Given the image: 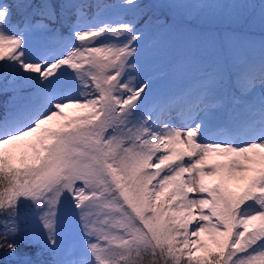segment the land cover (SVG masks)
<instances>
[{
  "label": "snow or ice",
  "instance_id": "snow-or-ice-1",
  "mask_svg": "<svg viewBox=\"0 0 264 264\" xmlns=\"http://www.w3.org/2000/svg\"><path fill=\"white\" fill-rule=\"evenodd\" d=\"M147 7L0 0V74L17 93L0 116V264H264V36L258 58L235 34L173 54L155 38L167 19L138 26ZM150 7L174 22L257 5ZM258 7L246 19L264 34ZM35 31L57 46L33 55Z\"/></svg>",
  "mask_w": 264,
  "mask_h": 264
},
{
  "label": "rangeland",
  "instance_id": "rangeland-1",
  "mask_svg": "<svg viewBox=\"0 0 264 264\" xmlns=\"http://www.w3.org/2000/svg\"><path fill=\"white\" fill-rule=\"evenodd\" d=\"M152 5H157L161 3H170L175 2V0H147ZM118 0L113 2L117 3ZM141 0H139V3ZM190 2H220V3H243V4H254L257 5L255 9H240L237 10L239 16L237 15H226L223 13H215V14H204L198 13L192 16H187L181 13L175 18L173 22L172 15L168 12V10L155 8L157 10H162L163 14H165L168 19L167 21L170 24H173L172 30L163 35L156 36L163 43L166 49L169 52L175 54L180 52L181 50H186L187 47L192 45H202L205 40L216 39L221 44L225 42V36L227 34H235L236 39L232 40V46L236 48H241L246 52L255 55L257 58L259 57V42L264 36L260 32V29L255 30V32L249 38L246 37V31L250 28L247 23V17L250 14H258L259 12V4L264 2V0H190ZM13 3V2H12ZM11 4V3H10ZM118 12L115 13L114 18H119L121 16L119 9H113L111 11ZM145 19L140 21L138 26H144V21L148 20L149 17L152 18L153 21L157 20L156 16L144 15ZM164 16H159V19H163ZM129 18H131L129 16ZM258 27V26H255ZM254 27V28H255ZM155 28V25H153ZM242 32V33H241ZM41 31L33 32L28 38L29 48L32 53L35 55L38 51V47H42L43 39L41 38ZM35 42L36 48H33L32 43ZM44 47V46H43ZM171 55L165 58H162L161 61L155 68V79L157 80L158 86L160 84L167 83L170 78V70H169V61L171 60ZM199 78L198 73H192L188 78L181 80L176 85L180 88L190 87L195 81ZM0 85L7 84L8 86H16L15 82H12V75L8 73L6 76L0 74ZM229 88L235 89V81L233 80L229 84ZM69 242H72L71 240Z\"/></svg>",
  "mask_w": 264,
  "mask_h": 264
},
{
  "label": "trees",
  "instance_id": "trees-1",
  "mask_svg": "<svg viewBox=\"0 0 264 264\" xmlns=\"http://www.w3.org/2000/svg\"><path fill=\"white\" fill-rule=\"evenodd\" d=\"M105 1L106 0H103V2H105ZM35 2H39V0H35ZM88 2L95 3L96 0H88ZM89 11H92V10H89ZM37 19H39V17H37ZM5 86H6V84L5 85H0V104L2 102L6 101L7 98H9L8 95L6 94V92L4 91ZM14 94L16 95L17 93L14 92ZM0 256H2V254H0Z\"/></svg>",
  "mask_w": 264,
  "mask_h": 264
}]
</instances>
